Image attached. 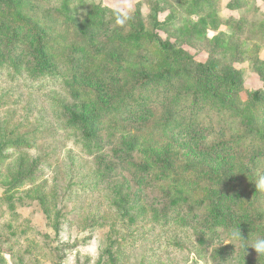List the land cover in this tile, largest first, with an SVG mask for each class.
I'll return each instance as SVG.
<instances>
[{
    "label": "rangeland",
    "instance_id": "rangeland-1",
    "mask_svg": "<svg viewBox=\"0 0 264 264\" xmlns=\"http://www.w3.org/2000/svg\"><path fill=\"white\" fill-rule=\"evenodd\" d=\"M11 1L0 2V264H264L250 247L264 235V155L229 143L264 132L253 96L264 0H213L231 20L216 30L181 0H85L71 18L60 0ZM69 109L90 122L73 125ZM252 158L251 188L237 175Z\"/></svg>",
    "mask_w": 264,
    "mask_h": 264
},
{
    "label": "trees",
    "instance_id": "trees-1",
    "mask_svg": "<svg viewBox=\"0 0 264 264\" xmlns=\"http://www.w3.org/2000/svg\"><path fill=\"white\" fill-rule=\"evenodd\" d=\"M85 0H60V10L61 13H63L67 18H71L73 17V13L74 11H76L77 9V5L74 4V2H84ZM184 3H187L189 5V10L188 13L190 15L192 14H205V18H209L208 20V24L209 26H211L212 28H214L215 30L218 28V25L221 23H226L227 25H229L231 23V20H226L225 22L218 16H213L212 12H215V3L213 2V0H181ZM0 2H7V5L10 6L11 8H13L14 10L16 9V6L12 3L11 0H0ZM106 9L104 8H97L95 11H93V13H91V15L93 16L92 18H96L98 16H100V14L102 12H104ZM209 13V15H208ZM90 14V12H88V15ZM104 17V16H103ZM103 17L101 19H103ZM211 18V19H210ZM211 21V22H210ZM205 22V21H203ZM246 26V23L244 20L240 21L238 23V29L239 30H243ZM200 35L205 34V29L201 30V31H197ZM262 34L264 35V31L262 32ZM261 38V37H260ZM124 42L131 44L132 46H137L139 44V42L142 40V36L141 33H139L138 35H136L135 37H130V38H125L123 39ZM164 46L166 47L167 44H164ZM218 46L220 48H224V45L220 42L218 44ZM47 66H49V62L45 57V53L42 52L41 53V58H40V69H46ZM227 79H230L227 78ZM152 79L150 77H148L147 75H142L140 77V83L139 86L140 87H151L152 85ZM157 82V81H156ZM232 84H237L238 82L236 81H231ZM152 88V87H151ZM204 92V91H203ZM203 94V95H202ZM196 94L195 99L197 101H199L201 103V105H207V109L209 103H212L214 101V98L210 95H208V93H202ZM254 100L258 103H263L264 104V95L262 93V91H256L254 93ZM218 110L220 112H223V115H228V117L231 120H236V114L234 113V115H231V111H229L228 108H226V105L223 104L222 106H220L218 108ZM68 114L70 116V120L73 123V125L76 124H87L88 122H90V119L83 114L77 113L71 109L68 110ZM173 128V127H172ZM194 127L192 125H190V123L187 124V129L190 131L192 130ZM168 132L167 134H170V129L168 128ZM90 136V133H89ZM167 136V135H166ZM230 145L233 146V143L235 145H243V146H252V145H258L260 146V149L262 150L261 153L259 154V156H261L262 154L264 155V132H262L260 129H256V128H250L248 130L245 131V134H243L242 136H240L237 140H233V141H229ZM234 145V146H235ZM253 159V158H252ZM257 162V158L253 159L252 161V165L254 167H247V164L244 165V167L242 166L237 175L238 181L241 183H245L247 184L249 187H253V183L254 180L256 178V163ZM247 167V169H246ZM246 169V170H244ZM250 172V175H248ZM245 173V174H244ZM244 174V175H243ZM253 193V195H255L254 190L251 191ZM217 223L218 225H223V224H228L227 222H224L222 219H217ZM236 233H239V237L240 239H246V235L243 231L239 230Z\"/></svg>",
    "mask_w": 264,
    "mask_h": 264
},
{
    "label": "clouds",
    "instance_id": "clouds-1",
    "mask_svg": "<svg viewBox=\"0 0 264 264\" xmlns=\"http://www.w3.org/2000/svg\"><path fill=\"white\" fill-rule=\"evenodd\" d=\"M118 23H123L122 20H117ZM257 187L264 189V177H261ZM234 237H238L239 233H233ZM250 247L253 248L257 253L264 255V235H257L254 240L250 242Z\"/></svg>",
    "mask_w": 264,
    "mask_h": 264
}]
</instances>
